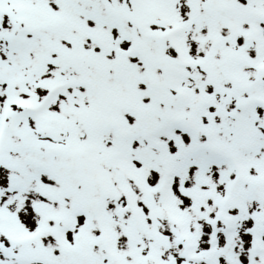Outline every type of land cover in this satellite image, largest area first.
I'll use <instances>...</instances> for the list:
<instances>
[{
    "label": "snow or ice",
    "instance_id": "obj_1",
    "mask_svg": "<svg viewBox=\"0 0 264 264\" xmlns=\"http://www.w3.org/2000/svg\"><path fill=\"white\" fill-rule=\"evenodd\" d=\"M0 264H264V0H0Z\"/></svg>",
    "mask_w": 264,
    "mask_h": 264
}]
</instances>
